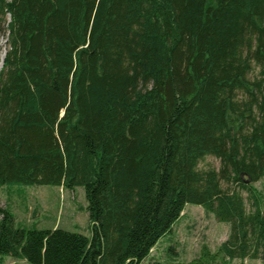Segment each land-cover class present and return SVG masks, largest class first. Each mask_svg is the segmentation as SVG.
Instances as JSON below:
<instances>
[{
  "label": "trees",
  "instance_id": "16d2710c",
  "mask_svg": "<svg viewBox=\"0 0 264 264\" xmlns=\"http://www.w3.org/2000/svg\"><path fill=\"white\" fill-rule=\"evenodd\" d=\"M7 32L0 188H83L91 236L26 227L0 200V258L142 264L163 238L168 258L146 264L257 257L264 211L246 215L241 190L264 178V0H0ZM188 204L230 234L182 261Z\"/></svg>",
  "mask_w": 264,
  "mask_h": 264
},
{
  "label": "rangeland",
  "instance_id": "374dc122",
  "mask_svg": "<svg viewBox=\"0 0 264 264\" xmlns=\"http://www.w3.org/2000/svg\"><path fill=\"white\" fill-rule=\"evenodd\" d=\"M7 49L8 32L0 37V62L5 58ZM259 72L260 68L255 66L253 74L259 76ZM221 166V161L214 156H207L199 163L200 170L209 168L220 170ZM222 186L229 192L240 189L236 184L226 180L222 181ZM252 187L253 191L251 192L241 190L245 200L246 215L255 212V201L258 202V207L264 211V178L253 183ZM0 200L3 205L6 204L14 213L18 214L23 221L22 224L26 227L50 229L57 225L62 229L91 236V223L83 188L68 191L53 185H5L0 188ZM229 234L230 226L228 224L219 222L202 206L188 204L183 211L182 218L175 225L176 252L180 260L189 261L199 255L203 244H208L211 249L215 250L228 239ZM251 236L250 233L249 237ZM163 239L152 249L150 257L142 264H146L150 260L164 261L168 258L167 246L173 241ZM254 245H256V241ZM0 264L31 263L6 256L0 258ZM231 264H264V246L259 249L256 258L252 255L246 258H236Z\"/></svg>",
  "mask_w": 264,
  "mask_h": 264
},
{
  "label": "crops",
  "instance_id": "0c3cea01",
  "mask_svg": "<svg viewBox=\"0 0 264 264\" xmlns=\"http://www.w3.org/2000/svg\"><path fill=\"white\" fill-rule=\"evenodd\" d=\"M24 210V209H23ZM27 210V208L25 209V211ZM37 217H38V215H37ZM56 227H58L57 225H54L52 228L54 229V228H56Z\"/></svg>",
  "mask_w": 264,
  "mask_h": 264
},
{
  "label": "bare ground",
  "instance_id": "6f19581e",
  "mask_svg": "<svg viewBox=\"0 0 264 264\" xmlns=\"http://www.w3.org/2000/svg\"><path fill=\"white\" fill-rule=\"evenodd\" d=\"M3 60V59H2ZM1 66H2V62H0V68H1Z\"/></svg>",
  "mask_w": 264,
  "mask_h": 264
},
{
  "label": "water",
  "instance_id": "95a60500",
  "mask_svg": "<svg viewBox=\"0 0 264 264\" xmlns=\"http://www.w3.org/2000/svg\"><path fill=\"white\" fill-rule=\"evenodd\" d=\"M3 62H4V59H3V61H2V65H3Z\"/></svg>",
  "mask_w": 264,
  "mask_h": 264
}]
</instances>
